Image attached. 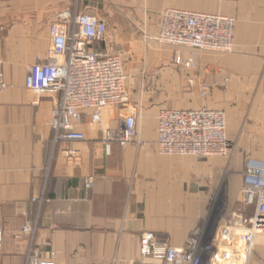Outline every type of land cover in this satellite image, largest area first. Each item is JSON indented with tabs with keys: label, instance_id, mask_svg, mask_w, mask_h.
Returning a JSON list of instances; mask_svg holds the SVG:
<instances>
[{
	"label": "crops",
	"instance_id": "crops-1",
	"mask_svg": "<svg viewBox=\"0 0 264 264\" xmlns=\"http://www.w3.org/2000/svg\"><path fill=\"white\" fill-rule=\"evenodd\" d=\"M168 8L234 16V49L183 47L184 59L194 56L195 63H175L179 48L157 39ZM65 10L107 22V42L95 46L113 45L122 56L128 101L105 107L99 121L83 110L76 129L84 139L54 145L52 111L60 94L29 91L25 77L30 65L47 59L50 24ZM0 35L7 82L0 93V264H24L30 246L58 264H162L141 257L146 231L184 246L207 219L223 172L238 165L222 157L159 153L163 108L224 110L237 152L254 159L250 165L264 160V0H0ZM131 111L136 141L104 145V132ZM87 178L93 179L90 189ZM26 223L37 226L33 238L22 232Z\"/></svg>",
	"mask_w": 264,
	"mask_h": 264
},
{
	"label": "built area",
	"instance_id": "built-area-1",
	"mask_svg": "<svg viewBox=\"0 0 264 264\" xmlns=\"http://www.w3.org/2000/svg\"><path fill=\"white\" fill-rule=\"evenodd\" d=\"M236 18L230 15L168 8L162 13L158 41L179 48L175 63L192 67L195 57L184 59L180 48L214 52L234 49ZM51 43L46 60L30 65L25 87L38 95L60 94L59 104L52 111L53 142L78 141L84 134L76 127L82 121L83 110L91 109L93 119H101L102 110L109 105H124L128 101L123 58L109 48L96 44L107 42V22L98 16L65 10L55 13L50 24ZM2 37L0 35V43ZM7 82L0 58V93ZM207 86L202 94L207 95ZM139 133L136 114L129 112L118 128L104 132L102 143L127 147ZM157 149L163 155L190 156L207 159L227 156L232 143L228 137L224 110L201 106L198 108H163L158 114ZM69 157H76L68 151ZM93 179H85L86 189ZM243 203L245 209L255 206L250 219L243 215L226 218L216 227L208 219L199 224L182 247L163 242L153 231L143 233L140 240L141 257H157L162 264H251L260 233L264 234V163L249 165L244 171ZM37 226L26 223L22 232L35 236ZM3 230L0 228V251ZM264 247V244H263ZM262 261L264 264V248ZM24 264H58L53 258L42 257L30 246Z\"/></svg>",
	"mask_w": 264,
	"mask_h": 264
},
{
	"label": "rangeland",
	"instance_id": "rangeland-1",
	"mask_svg": "<svg viewBox=\"0 0 264 264\" xmlns=\"http://www.w3.org/2000/svg\"><path fill=\"white\" fill-rule=\"evenodd\" d=\"M111 47L113 48L114 51L115 46L110 45V47L108 48L111 49ZM232 146L233 147L230 148L231 151L227 156H213V157H222L223 159L225 158L230 159L231 164L234 163L238 165V171L232 168L230 170L227 169L222 174L223 176H222L220 189L215 197V201L211 206V209L209 210L207 217L208 225H210L211 227H216L218 225V222L223 221L226 218H235L243 215L244 217L246 216L247 219H250L255 211V206L245 209L243 203L244 171L253 162L254 159H250L248 157L247 159H244L240 155V153H238L237 150L235 149V144L232 143ZM256 161H262L261 163H264V160L261 157H258ZM263 244H264V234L260 233L256 240L255 252L251 264L252 263L262 264V254L264 248Z\"/></svg>",
	"mask_w": 264,
	"mask_h": 264
}]
</instances>
